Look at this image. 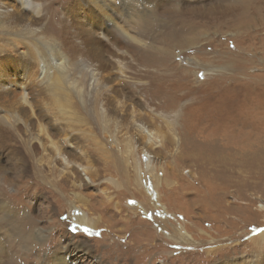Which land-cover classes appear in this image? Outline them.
<instances>
[{"label": "rangeland", "instance_id": "374dc122", "mask_svg": "<svg viewBox=\"0 0 264 264\" xmlns=\"http://www.w3.org/2000/svg\"><path fill=\"white\" fill-rule=\"evenodd\" d=\"M35 1L81 94L74 86L52 94L31 59L25 67L11 52L1 56L0 71L26 83L0 81L9 86L0 115L19 118L14 135L0 126V244L11 260L2 264H55L58 256L69 264H264V0H112L117 22L142 46L169 48L174 56L160 65L115 28L101 40L103 20L88 0ZM157 10L178 11L176 23L193 26L182 32L193 45L159 41L162 26L147 23ZM96 52L108 69L90 87ZM24 92L31 107L21 103ZM134 113L162 134L156 144L138 133ZM41 229L43 240L35 238ZM29 230L33 244L23 245Z\"/></svg>", "mask_w": 264, "mask_h": 264}, {"label": "bare ground", "instance_id": "6f19581e", "mask_svg": "<svg viewBox=\"0 0 264 264\" xmlns=\"http://www.w3.org/2000/svg\"><path fill=\"white\" fill-rule=\"evenodd\" d=\"M10 1H15L18 4V6L20 7V9L17 12L10 11L8 9V6H6V4L4 3V0H0V63L6 62L5 59L1 58V56L6 52H11L15 57H17L18 58L17 63L19 65H21V63H22L21 61H23L24 64L26 65L25 67H29L28 63H29V60L31 59L32 63H33L32 65H34L36 63L41 70L42 76H40L39 80L37 79L38 83L40 84L39 86H45L44 88H47L48 90H50V92L52 94H57L59 90L61 91L63 86H74V89L78 94V90L76 87L79 84V82L78 81L77 82L71 81L72 78H70V72L68 71L70 69V65L67 61L68 59H67V55H66L67 52H65L66 50L62 51V49L60 47L61 45H59L57 42L53 43L54 41L51 42L46 37V35L44 34V33H46L44 31L45 30L44 28H46V26H45L46 24L42 23L40 20L42 17V12H44L43 3L40 1H35V0H10ZM88 1H89V3L95 5L96 6L95 8H98L100 11L98 16H100L103 20V23L100 26L101 30H99V35L101 36L100 37L101 40H111L112 35H113V29H111V28H115L116 30H118L121 33L122 36H124L128 40V42H132L134 44L139 45L138 47L136 45H134L133 48H140V46H141V47H143V49H141V50H143L145 53L152 54V57H154V54H155L157 59L156 60L154 59V60L157 62L158 65H160V63L162 64V62L167 60L169 57L174 56L169 51V48H167V47H164V49H162V48L156 49L155 50V51H157L156 53L151 51L150 50L151 47L148 48L145 46V44L142 46L141 45L142 42L137 37L130 35L127 31H125L124 27L120 26L119 23L117 22V19L114 17L115 8H114L112 0H88ZM120 4L121 5L124 4V7L125 6L130 7L131 3H129V0H124L123 3H120ZM240 5L243 8L246 5V2H241ZM135 6H136V4H135ZM98 9H97V11H98ZM128 9H131V8H128ZM258 9L259 8H257L256 10H258ZM157 11H154V12L151 11V13H149L150 15L153 14L152 18H154L153 20H156V21L148 20L147 23L150 26V25H153V23L155 22L156 23V26H154L155 28H157L158 24H160V26H162L163 30H161V32H157V34H156V35H158L157 37H159V41H162L166 44H169L170 46L175 45L178 47V49L180 48L181 50H184V47L186 45L187 46L190 44L193 45L192 44V43H194L193 39L188 38L186 35L185 36L182 35V32H185L186 30L190 31L191 28H193V26H190V25L187 26V24L185 25V24H181V23L177 24L176 19L174 18L176 16H174V14H178V11H167V12H163V11L159 12L158 11L159 15L157 14ZM27 14H30L32 16L33 22L27 21V19H28ZM240 15H242V12L240 13ZM96 17H97V15H96ZM262 18H264V17L261 16L260 19H262ZM160 22L161 23L164 22V23L161 24ZM167 29H169V30H167ZM153 30L154 29L150 30L148 32V34L150 35L153 32L155 33V31H153ZM91 43L92 42H90V44ZM19 45L21 46V48H23V50L21 52L18 48ZM91 48H92V46H91ZM190 48H192V47H190ZM153 49H155V48L152 47V50ZM46 50L49 51L48 53L50 54V56H52V55L55 56V57H53V59L51 61L49 60L48 54L45 53ZM92 56H93L94 60L97 61V63L92 64L87 69V72H86L87 76L89 78L88 81H90L89 82L90 87L95 86V84L99 83L98 79H97V75L99 74L98 69H100V70L103 68L106 69L108 66V63L106 62V60L101 59L103 57V55L100 52H96ZM23 58L27 63L23 60ZM98 63H99V67H98ZM8 71L9 70H7V69L0 71V81L3 78H5V76H8ZM38 74L37 75L35 74V75L38 76ZM7 78L11 79V83H10L11 85H16L17 87H21V88L25 89L26 83H21L22 81L20 82L16 76L12 77L10 75ZM33 79H34V77H33ZM1 86H0V91L2 93L8 92L9 86H2V87ZM79 94H81V93L79 92ZM6 95H8V94H6ZM80 97H81V95H80ZM20 100H21V103L25 107H31L28 93H26V92L22 93ZM149 111H151V110H149ZM13 114H17V113H13ZM3 115H2V113L0 115V126H1V128L5 131V133L10 134V135H14L15 130L17 129L16 128L17 120L19 123V118L13 117V119H11L12 116L11 117L8 116L10 118H5ZM131 115H132L133 123L136 126L135 128L138 131V133L142 134L144 136V138H146V140H147L146 142H148V144H150V145L156 144V142H158L157 140L160 139L159 136H161L162 134L160 135L157 131L154 132V131H152V129L151 130L148 129L147 125L144 124V122L141 123V118H143V117H140L135 113L131 114ZM40 128H41L39 130L40 134L47 136V138H49V140H50L48 147L53 148L54 151H56V153H58V155H60L59 146L57 145V143H55V142H53V140H51L50 135L46 131L47 127L45 128L43 126H40ZM171 135L173 136L172 139L175 142V144H179L180 138H178L175 133H174V135H173V133ZM7 136H9V135H7ZM31 136H32V134H31ZM164 137H162V138H164ZM160 141L161 140H159V142ZM38 143H39V145H41L40 141ZM41 146L44 148L43 150L46 151L47 146H45V145H41ZM146 155L150 158L149 160L151 161V157H152L151 153L146 151ZM221 159H222L221 161H223V162L224 161H226V162L233 161L234 162L236 160V159L235 160L232 159L231 157L227 158L226 156H225V158L221 157ZM66 164H67V162H66ZM79 167H81V166H79ZM81 170L84 171V174L88 173L86 166H84V167L82 166ZM86 180L88 182L91 181L89 176L86 177ZM140 181H141V179H140ZM80 185H81V183L79 184V186ZM262 206L264 207V205H262ZM73 214H75L74 217L79 222H81L82 224H85L87 226L93 225L92 219L89 218L85 212L74 213V210H73ZM27 219H29V218H27ZM27 223H29V222H27ZM23 224H26V222ZM22 227H24V226H22ZM24 228L22 229V231L24 230ZM30 228H31V224H30ZM32 231L29 230L28 233H26V232L24 233V234H26V236L25 235L22 236L23 239L21 238L22 239L21 242L24 241L22 243L23 245L29 246V243H31L32 238H34L33 234L35 235V233H32ZM17 232H19V231L17 230ZM178 233L183 238V239L182 238L181 239L184 241H185L186 237H188V235H186V233L183 231H179ZM18 236L21 237V235H18ZM35 236H36L35 238L40 239V240H43L46 238L45 232L42 229L39 232H37ZM14 244H16V243L14 242ZM18 244H19V242H18ZM31 244H33V243H31ZM3 248L4 247L1 245L0 246V249H1L0 250V264L5 263L3 260L4 256L8 258V262L10 260L8 257V254H7V250H5ZM17 254H18V252H17ZM21 254H22V252H21ZM18 256H19V254H18ZM58 258L60 261L56 262L55 264H69L70 263V262H68L69 258L67 256H61V257L58 256ZM11 263L13 264V262H11ZM242 264H254V263H252V262L247 263V261H246L244 263L242 262Z\"/></svg>", "mask_w": 264, "mask_h": 264}]
</instances>
